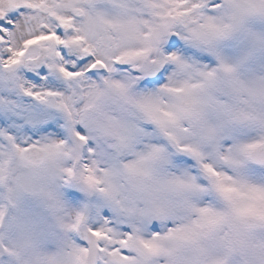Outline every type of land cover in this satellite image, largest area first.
Returning a JSON list of instances; mask_svg holds the SVG:
<instances>
[{
  "label": "snow or ice",
  "instance_id": "obj_1",
  "mask_svg": "<svg viewBox=\"0 0 264 264\" xmlns=\"http://www.w3.org/2000/svg\"><path fill=\"white\" fill-rule=\"evenodd\" d=\"M0 264H264V0H0Z\"/></svg>",
  "mask_w": 264,
  "mask_h": 264
}]
</instances>
